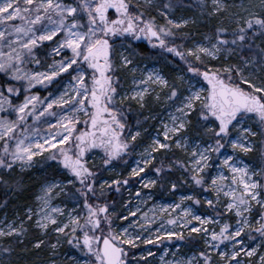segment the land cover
I'll use <instances>...</instances> for the list:
<instances>
[{
    "label": "snow or ice",
    "instance_id": "obj_1",
    "mask_svg": "<svg viewBox=\"0 0 264 264\" xmlns=\"http://www.w3.org/2000/svg\"><path fill=\"white\" fill-rule=\"evenodd\" d=\"M53 164L0 264L30 231L46 264H264V0H0V185Z\"/></svg>",
    "mask_w": 264,
    "mask_h": 264
},
{
    "label": "rangeland",
    "instance_id": "obj_2",
    "mask_svg": "<svg viewBox=\"0 0 264 264\" xmlns=\"http://www.w3.org/2000/svg\"><path fill=\"white\" fill-rule=\"evenodd\" d=\"M191 10V13L188 14V12ZM187 13V14H186ZM192 14V15H191ZM196 15V13L192 10V9H184L183 11H178L177 12V16H193ZM162 22V21H161ZM214 23V21H213ZM211 25L209 26H204V25H200L199 26V30H198V35H201L207 31L210 30ZM191 30V26L190 28L185 29V31H190ZM138 45V44H136ZM141 49L147 50V46L143 44L142 46L139 45ZM167 71L171 72V69H166ZM39 87V86H38ZM41 95H45L44 92L40 93ZM127 159V158H126ZM246 160H255L257 159L256 155H249L248 157H245ZM95 160L97 163H99V157L96 156ZM132 161H130L131 163ZM55 165L53 164L52 167H46V168H41L39 165L35 168H33L30 172H28L26 175H24V183H25V191L23 192H19V193H15L13 194L9 189H6L5 187H3L2 185H0V214L5 215L7 214V216L9 217V219H11L15 212L23 211V206L25 204H27V202H29L28 204H31L34 200V197L36 194L39 193V189L41 184L44 182V178L45 176L52 178L53 176H59V173L54 171ZM118 171H123V169H121L119 166L117 168ZM125 176H127V170L125 169ZM15 176H19V170H17L16 173H14ZM109 175L108 173H105V176ZM149 175H151L149 173ZM131 185H132V191L135 192L136 188L139 186L135 180L131 181ZM148 190H145V192H147ZM153 194H154V198H155V202L156 203H166L165 201L167 200V193H161L159 191V189L156 190H152ZM124 199L128 198V193L125 191L124 192ZM5 201L7 202L5 204ZM151 203H149L148 207H144L143 211H148V208L151 207ZM127 214V213H125ZM154 230V229H153ZM39 237L41 239H45L46 243L48 242H54L55 241V237L54 236H48V237H43L41 236L38 232L36 231H30L29 235L27 236V238L25 239V241H28V245L27 244H23L20 245L18 247V251L15 250V252L17 253H21L23 254L25 257L23 258V260L29 261L28 264H31L32 261H35L36 263L40 264H46L47 258L49 256L50 250L47 247H42L39 250H35L33 249L32 245L36 242V239H33L34 237ZM33 237V238H32ZM247 240V238H246ZM247 242V241H246ZM248 243V242H247ZM252 246H255V242L252 244ZM28 249L29 251L25 252L24 249ZM64 249V250H63ZM151 250L148 245H143L141 244L140 248L137 250H134L133 253L131 254V256L134 254L137 257L141 254L146 255L147 251ZM38 251H40V254L38 253ZM26 254H25V253ZM41 252L43 253V255L41 254ZM60 253L63 254H69V255H75V252L73 250H71L68 245L65 243L61 249H60ZM164 256L165 260L166 255H165V251L160 250V252L155 253V255L153 257H149L148 258V264H151V262H155V264H162L160 257ZM13 259L16 263V261L18 260L16 255H13ZM131 259V257H130ZM19 261V260H18ZM23 264V263H20Z\"/></svg>",
    "mask_w": 264,
    "mask_h": 264
},
{
    "label": "flooded vegetation",
    "instance_id": "obj_3",
    "mask_svg": "<svg viewBox=\"0 0 264 264\" xmlns=\"http://www.w3.org/2000/svg\"><path fill=\"white\" fill-rule=\"evenodd\" d=\"M136 44H139V45H141L142 46V44H143V47H144V45H146L147 46V43H146V41H143V40H141V41H137V42H135ZM251 155H253V154H251ZM186 192V190H184V189H182L180 192H177V193H175L174 195H170V194H168L167 192V200L165 201L166 203H172V202H174V201H176V200H178V198H179V196L182 194V193H185ZM206 212V208H204V207H201V208H199V213H201V214H203V213H205ZM5 215H2V214H0V218H3ZM119 223V222H118ZM155 227V226H154ZM36 237V236H35ZM34 237V238H35ZM37 238V237H36ZM35 238V239H36ZM247 241V240H246ZM248 243H250V244H253L254 242H252V241H247ZM175 241H164L163 243H161V244H158V245H148L149 246V248L151 249L152 248V252H154V253H158V252H160V250H163L164 249V251L165 250H168V252L169 253H171V252H176L177 251V249H176V247H175ZM24 244H27L28 245V241H25L24 242ZM19 249H18V247L16 248V251H18ZM262 251H264V250H262ZM25 253V252H24ZM38 253L40 254V251H38ZM14 254H16L17 255V252H14ZM13 254V255H14ZM26 254V253H25ZM41 254L43 255V253L41 252ZM132 254V253H131ZM131 254H130V257H131ZM184 254H188V255H191V252L189 251V249L188 248H186V247H183V246H181V249H180V251H179V253H178V255L179 256H183ZM22 255V259L21 258H18V260H19V264L20 263H23V264H28L29 263V261H27V259L26 260H23V258H24V256H23V254H21ZM166 260H171V259H173V257L169 254V255H166ZM255 259V258H254ZM42 263V262H41ZM40 263V264H41ZM16 264V263H15ZM31 264H38V263H36L35 261H32V263ZM151 264H155V262H151Z\"/></svg>",
    "mask_w": 264,
    "mask_h": 264
},
{
    "label": "bare ground",
    "instance_id": "obj_4",
    "mask_svg": "<svg viewBox=\"0 0 264 264\" xmlns=\"http://www.w3.org/2000/svg\"><path fill=\"white\" fill-rule=\"evenodd\" d=\"M15 255H16V254H15ZM23 256H24V255H23ZM16 257L22 259V255H21V253H17ZM24 257H25V256H24ZM16 264H19V261H18V260L16 261Z\"/></svg>",
    "mask_w": 264,
    "mask_h": 264
},
{
    "label": "trees",
    "instance_id": "obj_5",
    "mask_svg": "<svg viewBox=\"0 0 264 264\" xmlns=\"http://www.w3.org/2000/svg\"><path fill=\"white\" fill-rule=\"evenodd\" d=\"M191 13V10L188 12V14H190ZM187 14V13H186ZM192 15V14H191ZM136 44V43H135ZM136 46H138L139 48H140V46H139V44L138 45H136ZM167 71V70H166ZM123 171H125V169H123ZM124 174H125V172H124ZM132 182L130 181V184H131ZM29 202H27V204H28ZM33 238V237H32ZM36 238V237H35ZM35 238H33V239H35ZM64 250V249H63Z\"/></svg>",
    "mask_w": 264,
    "mask_h": 264
}]
</instances>
